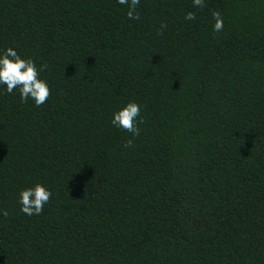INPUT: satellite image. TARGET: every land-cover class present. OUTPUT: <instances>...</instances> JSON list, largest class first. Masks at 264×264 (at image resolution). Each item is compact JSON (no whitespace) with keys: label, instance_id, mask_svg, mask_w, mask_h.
Masks as SVG:
<instances>
[{"label":"trees","instance_id":"16d2710c","mask_svg":"<svg viewBox=\"0 0 264 264\" xmlns=\"http://www.w3.org/2000/svg\"><path fill=\"white\" fill-rule=\"evenodd\" d=\"M127 11L0 0V53L51 90L37 107L0 85V264H264V0ZM128 101L138 137L111 123ZM37 182L52 196L28 216Z\"/></svg>","mask_w":264,"mask_h":264},{"label":"clouds","instance_id":"9594fccd","mask_svg":"<svg viewBox=\"0 0 264 264\" xmlns=\"http://www.w3.org/2000/svg\"><path fill=\"white\" fill-rule=\"evenodd\" d=\"M118 2L121 5L128 6L127 16L130 19H140V15L136 11L140 0H118ZM193 3L194 6L204 7V0H193ZM212 17L214 20V32L222 31L224 24L221 13L213 11ZM195 18V13L193 12H188L185 16L187 20H194ZM166 27L167 25L162 23L160 29H158V34L162 35L163 29ZM46 67V65H42L41 70ZM41 70H38L36 63L31 58H22L13 47H7L6 50L0 53V85H6L7 93L9 94L18 89L21 102L26 103L31 98L35 105L39 107L48 101L51 90L47 82L40 78ZM138 117H140L139 104L134 101H128L113 112L111 123L115 127L131 133L132 137H138L140 135L138 123H143V119L141 118L138 121ZM132 144L133 140L128 139L125 142V147H131ZM51 196V191L40 182L35 183L33 186L22 188L19 191L21 211L28 216L40 215L43 212L44 205L49 202ZM3 215L7 217L8 212L5 210Z\"/></svg>","mask_w":264,"mask_h":264}]
</instances>
